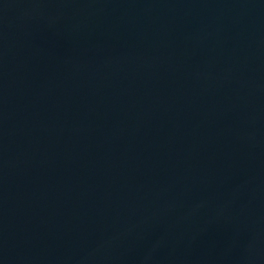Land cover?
Returning a JSON list of instances; mask_svg holds the SVG:
<instances>
[{
	"label": "water",
	"instance_id": "1",
	"mask_svg": "<svg viewBox=\"0 0 264 264\" xmlns=\"http://www.w3.org/2000/svg\"><path fill=\"white\" fill-rule=\"evenodd\" d=\"M0 264H264V0H0Z\"/></svg>",
	"mask_w": 264,
	"mask_h": 264
}]
</instances>
